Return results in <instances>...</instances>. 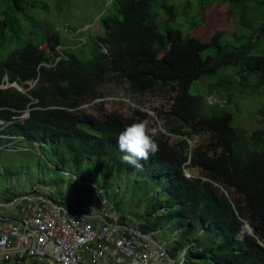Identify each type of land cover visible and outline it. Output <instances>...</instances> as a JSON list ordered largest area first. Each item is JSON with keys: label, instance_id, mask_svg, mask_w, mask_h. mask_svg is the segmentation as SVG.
<instances>
[{"label": "trees", "instance_id": "1", "mask_svg": "<svg viewBox=\"0 0 264 264\" xmlns=\"http://www.w3.org/2000/svg\"><path fill=\"white\" fill-rule=\"evenodd\" d=\"M48 2L0 0V148L36 143L77 171L92 166L106 186L131 184L144 208L134 228L157 242L163 230L177 232L181 264H264V12L254 17L264 0H104L78 49L41 30L33 12ZM215 6L228 8L250 39L196 37ZM7 80L30 88H2ZM202 82L228 105L238 94L260 102L261 126L244 128L227 105L191 94ZM111 85L172 100L164 130L152 132L159 151L140 168L123 162L117 140L133 123L147 126L142 108L131 116L86 110ZM10 195L5 204L21 194Z\"/></svg>", "mask_w": 264, "mask_h": 264}, {"label": "rangeland", "instance_id": "2", "mask_svg": "<svg viewBox=\"0 0 264 264\" xmlns=\"http://www.w3.org/2000/svg\"><path fill=\"white\" fill-rule=\"evenodd\" d=\"M48 3L49 8L33 12L37 22L41 25V30H55L67 48L78 49L85 45L87 40V37L80 35L79 32L95 25L104 0H49ZM256 9L258 12L254 17L262 21L264 8L257 5ZM228 11V8L223 6L213 7L206 13L211 16L210 19L206 22H197L194 35L203 42L211 41L219 31L226 33L224 38L234 33L244 36L243 40L238 43L230 40L231 45H240L250 39V31L239 25L232 13H226ZM43 48L48 47L44 45ZM212 53L213 49H209L204 55ZM206 86L203 82L194 84L190 92L194 95H204L209 104L227 105V111L232 112L236 117V123L244 128L252 130L261 126L258 118L254 116L260 102L245 100L243 95L238 94L234 104L228 105L219 98L218 94L207 95L209 87ZM96 103L86 110L95 115L101 110L104 112L117 110L124 115L131 116L140 106L147 114V127L154 133L164 130L165 115L172 108V100L168 97L155 94L129 96L126 90L114 85L105 88L104 100L100 99ZM196 139L200 141L207 138L197 137ZM172 141L177 140L174 138ZM2 144L0 148V202H6L5 198L12 196L10 193L24 194L36 191L47 194L49 190L67 208L79 205L95 207L101 212L114 211L119 216L123 215V218L125 216L131 227L139 224L144 208L140 204V195L134 191L131 184L127 185L125 182L116 184L115 181H110L106 186L103 176L96 173L92 166L77 171L72 166L59 163L49 151L40 149L36 143L14 142L8 145V148H3L6 143L2 142ZM189 172L197 173L196 170L190 171V169ZM189 172L188 176H190ZM1 210L3 209H0V214ZM161 233L159 240L156 239L164 244L169 255L181 264L185 253L175 251L174 239H180L177 232L163 230ZM38 263L48 264L45 261Z\"/></svg>", "mask_w": 264, "mask_h": 264}, {"label": "built area", "instance_id": "3", "mask_svg": "<svg viewBox=\"0 0 264 264\" xmlns=\"http://www.w3.org/2000/svg\"><path fill=\"white\" fill-rule=\"evenodd\" d=\"M36 191L16 196L0 215V264H178L164 244L116 212L65 207Z\"/></svg>", "mask_w": 264, "mask_h": 264}, {"label": "clouds", "instance_id": "4", "mask_svg": "<svg viewBox=\"0 0 264 264\" xmlns=\"http://www.w3.org/2000/svg\"><path fill=\"white\" fill-rule=\"evenodd\" d=\"M117 143L120 151L125 153L122 157L123 162L137 168L143 166L141 161L147 162L159 151L154 134L145 122L127 126L119 134Z\"/></svg>", "mask_w": 264, "mask_h": 264}, {"label": "water", "instance_id": "5", "mask_svg": "<svg viewBox=\"0 0 264 264\" xmlns=\"http://www.w3.org/2000/svg\"><path fill=\"white\" fill-rule=\"evenodd\" d=\"M12 87L16 88V89L19 90V91H24V90L29 89V88H30V85H29V84H25V85H23V86H20V85H18V84H16V83L12 84V83H10V82L7 80V84H6L5 86H2V88H12ZM144 236H146V235H144ZM147 236H148V235H147ZM148 237H149V236H148Z\"/></svg>", "mask_w": 264, "mask_h": 264}, {"label": "crops", "instance_id": "6", "mask_svg": "<svg viewBox=\"0 0 264 264\" xmlns=\"http://www.w3.org/2000/svg\"><path fill=\"white\" fill-rule=\"evenodd\" d=\"M5 203L4 202H0V207H3ZM5 213H9V214H5ZM0 215H6V216H14V212L10 211V210H6L5 208L3 210H1V214Z\"/></svg>", "mask_w": 264, "mask_h": 264}]
</instances>
